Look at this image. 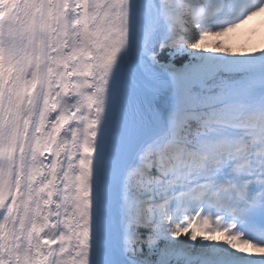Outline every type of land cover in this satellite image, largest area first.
I'll return each mask as SVG.
<instances>
[{"label":"snow or ice","instance_id":"snow-or-ice-1","mask_svg":"<svg viewBox=\"0 0 264 264\" xmlns=\"http://www.w3.org/2000/svg\"><path fill=\"white\" fill-rule=\"evenodd\" d=\"M256 13L0 0V264H264V48L202 43Z\"/></svg>","mask_w":264,"mask_h":264},{"label":"rangeland","instance_id":"rangeland-1","mask_svg":"<svg viewBox=\"0 0 264 264\" xmlns=\"http://www.w3.org/2000/svg\"><path fill=\"white\" fill-rule=\"evenodd\" d=\"M247 26L243 29L242 27L234 28L231 31L224 32L219 37H213V35H208L204 38L202 43L206 48H212L220 42L224 47H231L236 51H247L256 49L253 47H246L248 41ZM264 48V47H263ZM258 49V48H257ZM242 246V245H241Z\"/></svg>","mask_w":264,"mask_h":264},{"label":"bare ground","instance_id":"bare-ground-1","mask_svg":"<svg viewBox=\"0 0 264 264\" xmlns=\"http://www.w3.org/2000/svg\"><path fill=\"white\" fill-rule=\"evenodd\" d=\"M249 40L247 41L246 47H257L261 48L264 45V19L262 22L256 23L250 27Z\"/></svg>","mask_w":264,"mask_h":264}]
</instances>
